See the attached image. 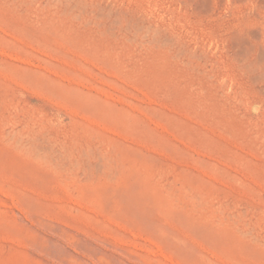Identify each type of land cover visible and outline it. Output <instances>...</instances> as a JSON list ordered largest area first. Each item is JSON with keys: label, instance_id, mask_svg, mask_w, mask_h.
Listing matches in <instances>:
<instances>
[{"label": "rangeland", "instance_id": "obj_1", "mask_svg": "<svg viewBox=\"0 0 264 264\" xmlns=\"http://www.w3.org/2000/svg\"><path fill=\"white\" fill-rule=\"evenodd\" d=\"M0 264H264V0H0Z\"/></svg>", "mask_w": 264, "mask_h": 264}, {"label": "bare ground", "instance_id": "obj_2", "mask_svg": "<svg viewBox=\"0 0 264 264\" xmlns=\"http://www.w3.org/2000/svg\"><path fill=\"white\" fill-rule=\"evenodd\" d=\"M41 140V139H40ZM37 153V152H36ZM73 155V154H72ZM52 157V156H51ZM55 167V166H54Z\"/></svg>", "mask_w": 264, "mask_h": 264}]
</instances>
